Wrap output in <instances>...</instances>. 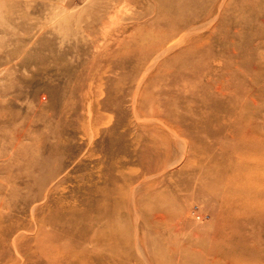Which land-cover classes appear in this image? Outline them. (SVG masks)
<instances>
[{
  "label": "rangeland",
  "instance_id": "obj_1",
  "mask_svg": "<svg viewBox=\"0 0 264 264\" xmlns=\"http://www.w3.org/2000/svg\"><path fill=\"white\" fill-rule=\"evenodd\" d=\"M241 159L264 0H0V264H211Z\"/></svg>",
  "mask_w": 264,
  "mask_h": 264
},
{
  "label": "bare ground",
  "instance_id": "obj_2",
  "mask_svg": "<svg viewBox=\"0 0 264 264\" xmlns=\"http://www.w3.org/2000/svg\"><path fill=\"white\" fill-rule=\"evenodd\" d=\"M239 139L241 140V138ZM256 167L245 163L244 159L237 163L228 182L238 190L248 187V192L244 196H237L232 192L228 197H224V201L228 202V211L221 216L225 219V223L228 221L239 223L248 232L239 229L230 231L229 234L223 229L224 223L214 230L213 236L215 240L220 239L218 242L221 244L201 245L197 246L198 248H192L193 251H202L210 259L211 264H264V246H262L264 244L257 241V236L260 237L264 234V186L260 174L252 175L254 173L252 169ZM247 223L249 227L244 228ZM255 233L256 236H254ZM196 237V240H199L202 236ZM185 247L183 246V248Z\"/></svg>",
  "mask_w": 264,
  "mask_h": 264
}]
</instances>
